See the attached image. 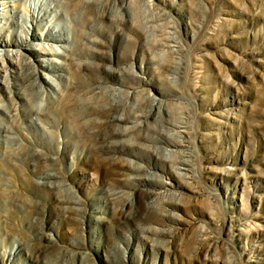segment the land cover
Returning a JSON list of instances; mask_svg holds the SVG:
<instances>
[{
  "label": "rangeland",
  "instance_id": "rangeland-1",
  "mask_svg": "<svg viewBox=\"0 0 264 264\" xmlns=\"http://www.w3.org/2000/svg\"><path fill=\"white\" fill-rule=\"evenodd\" d=\"M0 264H264V0H0Z\"/></svg>",
  "mask_w": 264,
  "mask_h": 264
},
{
  "label": "bare ground",
  "instance_id": "bare-ground-1",
  "mask_svg": "<svg viewBox=\"0 0 264 264\" xmlns=\"http://www.w3.org/2000/svg\"><path fill=\"white\" fill-rule=\"evenodd\" d=\"M65 106H66V105H64L63 108H65ZM63 108H62V109H63ZM65 110H66V109H65ZM65 110H64V111H65ZM58 111H60V108L58 109Z\"/></svg>",
  "mask_w": 264,
  "mask_h": 264
}]
</instances>
